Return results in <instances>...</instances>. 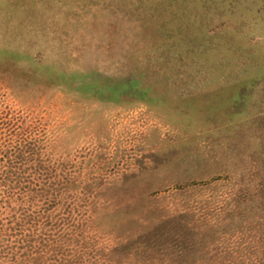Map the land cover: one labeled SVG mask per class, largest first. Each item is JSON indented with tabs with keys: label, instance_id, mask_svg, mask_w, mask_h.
Segmentation results:
<instances>
[{
	"label": "rangeland",
	"instance_id": "rangeland-1",
	"mask_svg": "<svg viewBox=\"0 0 264 264\" xmlns=\"http://www.w3.org/2000/svg\"><path fill=\"white\" fill-rule=\"evenodd\" d=\"M46 223L89 263L264 264V0H0V264H52Z\"/></svg>",
	"mask_w": 264,
	"mask_h": 264
},
{
	"label": "trees",
	"instance_id": "trees-1",
	"mask_svg": "<svg viewBox=\"0 0 264 264\" xmlns=\"http://www.w3.org/2000/svg\"><path fill=\"white\" fill-rule=\"evenodd\" d=\"M54 227L55 226L50 223L44 224V228L45 229L49 228V229L47 233L44 235L45 238L44 237L39 238V241L41 242L40 246L41 248H43V250H45L46 248L49 249L50 247L52 248L53 250L52 252H54V254L51 256L50 259L52 264H95V263H89L83 257H80V255H78V257L77 255L75 256V253L77 251L74 252V248H70L72 246V243L68 245L67 243H64L62 239L54 240L55 238L57 239L59 234L67 230L66 228L55 227L58 229L56 230ZM53 246H57V247L60 246L59 248L60 250L59 249L58 251L55 250Z\"/></svg>",
	"mask_w": 264,
	"mask_h": 264
}]
</instances>
